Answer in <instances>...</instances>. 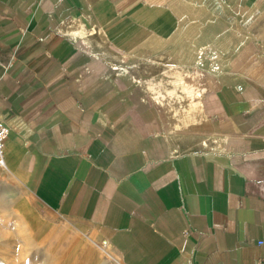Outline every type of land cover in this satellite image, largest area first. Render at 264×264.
<instances>
[{
  "label": "crops",
  "instance_id": "obj_1",
  "mask_svg": "<svg viewBox=\"0 0 264 264\" xmlns=\"http://www.w3.org/2000/svg\"><path fill=\"white\" fill-rule=\"evenodd\" d=\"M0 121V227L264 264V0H0Z\"/></svg>",
  "mask_w": 264,
  "mask_h": 264
},
{
  "label": "rangeland",
  "instance_id": "obj_2",
  "mask_svg": "<svg viewBox=\"0 0 264 264\" xmlns=\"http://www.w3.org/2000/svg\"><path fill=\"white\" fill-rule=\"evenodd\" d=\"M33 218V217H31ZM89 255V256H88ZM0 264H122L102 242L55 220L0 227Z\"/></svg>",
  "mask_w": 264,
  "mask_h": 264
},
{
  "label": "built area",
  "instance_id": "obj_3",
  "mask_svg": "<svg viewBox=\"0 0 264 264\" xmlns=\"http://www.w3.org/2000/svg\"><path fill=\"white\" fill-rule=\"evenodd\" d=\"M9 136V128L0 121V167L5 166V144Z\"/></svg>",
  "mask_w": 264,
  "mask_h": 264
},
{
  "label": "bare ground",
  "instance_id": "obj_4",
  "mask_svg": "<svg viewBox=\"0 0 264 264\" xmlns=\"http://www.w3.org/2000/svg\"><path fill=\"white\" fill-rule=\"evenodd\" d=\"M173 89L167 91L169 94H177L178 93V90L182 91L180 93H188L189 92V88L187 87L185 81L181 78V77H175L174 80H173ZM153 93H155V96L156 98L159 100V98L157 97V94H156V90L155 88H152L150 89ZM89 256V255H88Z\"/></svg>",
  "mask_w": 264,
  "mask_h": 264
}]
</instances>
